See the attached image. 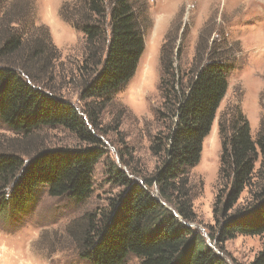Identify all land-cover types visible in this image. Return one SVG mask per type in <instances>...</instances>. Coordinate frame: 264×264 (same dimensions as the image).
Segmentation results:
<instances>
[{
  "label": "trees",
  "instance_id": "trees-1",
  "mask_svg": "<svg viewBox=\"0 0 264 264\" xmlns=\"http://www.w3.org/2000/svg\"><path fill=\"white\" fill-rule=\"evenodd\" d=\"M81 2L82 13L69 15L65 21L85 37L89 52L84 63L94 70L84 84L83 96L102 102L100 106L129 82L144 53L137 18V10H143L144 4L141 0ZM3 4L0 0L1 7ZM22 16L20 8L0 17V122L21 139L42 127H62L78 138L79 145L23 146L19 150L20 146L11 144L0 150V216L12 218L25 212L41 187L51 197L88 198L93 167L106 155L101 140L90 133L86 122L96 126L101 106L85 109V121L71 102L35 84L31 66L42 55L46 61L53 51L46 43L48 34L44 39L38 31L30 33L18 27ZM197 65L182 85L169 55L162 57L158 87L166 110L163 117L169 123L150 148L160 160L159 167L144 176L142 183L128 179L120 169L113 171L123 192L106 210L89 212L82 218L83 225L70 228V235L80 236V257L90 264H124L128 255L136 256L139 264H228L200 232L182 222L193 221L189 171L200 159L203 139L228 89V64L211 54ZM26 77L34 78H29L30 83ZM218 131L223 188L212 209L219 227L209 235L222 248L225 240L237 235L264 234V118L255 138L239 109L229 121L218 123ZM153 186L159 199L147 189ZM244 192L246 198L238 207ZM253 264H264V246Z\"/></svg>",
  "mask_w": 264,
  "mask_h": 264
},
{
  "label": "rangeland",
  "instance_id": "rangeland-1",
  "mask_svg": "<svg viewBox=\"0 0 264 264\" xmlns=\"http://www.w3.org/2000/svg\"><path fill=\"white\" fill-rule=\"evenodd\" d=\"M81 1L4 0L0 6V17L6 11L17 13L22 8L24 17L18 26L21 30L38 31L44 39L48 34L46 43L52 46L53 55H48L46 61L42 55L31 66L35 84L71 102L85 121V109L98 110L101 106L96 126L86 122L106 151L93 167L88 198L76 201L51 197L41 187L20 217L0 216V264H90L80 257V236L70 235V228L83 225L85 214L106 210L123 192L113 171L120 169L128 179L142 183L144 176L153 174L160 165L150 148L169 123L163 117L166 110L158 87L162 57L169 55L177 79L184 85L191 77L190 70L207 61L211 54L230 66L228 89L203 139L200 159L189 171L193 221L178 218L200 232L228 264H253L264 246V234L237 235L225 240L222 248L209 234L219 227L212 209L223 188L219 180L218 123L229 121L239 109L255 138L264 118V0H141L144 8L137 10V18L144 36V53L129 82L103 99L100 106L102 102L83 96L84 84L94 70L84 63L89 52L85 37L65 21L69 15L82 13ZM29 78L26 77L31 83L33 78ZM11 144L20 146L19 150L23 146L76 147L79 140L62 127H42L21 139L0 122V150ZM147 189L159 199L155 186ZM245 198L246 192L238 200V207ZM162 203L176 213L171 205ZM124 264H139V259L128 255Z\"/></svg>",
  "mask_w": 264,
  "mask_h": 264
}]
</instances>
